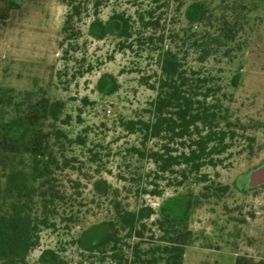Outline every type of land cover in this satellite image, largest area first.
<instances>
[{"label": "rangeland", "instance_id": "rangeland-1", "mask_svg": "<svg viewBox=\"0 0 264 264\" xmlns=\"http://www.w3.org/2000/svg\"><path fill=\"white\" fill-rule=\"evenodd\" d=\"M74 6L80 15L62 34ZM115 14L131 18L130 38L119 37ZM171 55L197 99L208 94V106L244 126L219 156L223 163L196 174L184 165L158 172L149 154L166 140L141 131L140 122L153 120ZM0 87L64 103L59 119L41 127L63 132L48 145L67 159L59 158L55 176L68 196L55 228L40 232L27 258L1 264H48L54 256L57 264H166L163 219L183 220L191 232L186 246L209 249L203 264H234L237 256L264 264V182L249 186L264 170V0H0ZM170 147L173 155L182 151ZM46 156L36 149L25 155L27 162ZM116 205L153 214L139 235L121 232L115 250L93 249L112 232ZM194 262L189 253L186 264Z\"/></svg>", "mask_w": 264, "mask_h": 264}, {"label": "trees", "instance_id": "trees-1", "mask_svg": "<svg viewBox=\"0 0 264 264\" xmlns=\"http://www.w3.org/2000/svg\"><path fill=\"white\" fill-rule=\"evenodd\" d=\"M193 8L202 20V4L197 2ZM79 15L77 6L65 15L62 34L69 29V20L78 19ZM111 19L120 24V38L131 37L129 16L115 14ZM138 20L141 23L144 21L141 16ZM144 26L150 28L152 24L146 21ZM75 36L71 34L70 39ZM193 87L187 84L179 61L171 55L167 64L161 67L159 89L163 93L151 105L153 120L140 122L146 137L166 140L161 152L151 151L149 154L160 173H173V167L184 165L188 173L196 174L205 166L222 164L219 156L234 145L238 138L237 129H244L242 124L231 121L208 106V94H203L202 100L197 99L196 93L191 92ZM33 96L32 92L17 93L0 87V264L23 262L38 246L40 232L55 228L59 210L68 199L67 193L57 185L55 176V171L62 168L59 158L65 162L67 159L62 152H53L56 149L54 143L48 145L50 139L55 141L63 137V132L61 129L43 132L41 127L42 121L59 119L64 103L45 97L34 101ZM135 125L130 122L127 128L134 131ZM247 139L253 141L251 137ZM173 143L182 149L175 155L172 152L177 150L170 147ZM29 149L47 151V156L27 162L25 155ZM182 175L185 176V172ZM18 179L23 181L16 183ZM115 208V221L108 222L112 232L93 249H104L112 244V250H115L121 232H125L126 238L133 233L139 235V230L145 227L144 220L153 214L151 208L146 207L137 212L121 209L118 205ZM157 226L168 237L166 242L170 245L164 249L169 256L166 264H182L184 247L190 240L191 232L186 229L183 220L172 222L163 219ZM179 226L182 230L172 238V229ZM48 264H57L56 256ZM234 264H251V260L237 256Z\"/></svg>", "mask_w": 264, "mask_h": 264}, {"label": "crops", "instance_id": "crops-1", "mask_svg": "<svg viewBox=\"0 0 264 264\" xmlns=\"http://www.w3.org/2000/svg\"><path fill=\"white\" fill-rule=\"evenodd\" d=\"M209 251V249L206 246H199V245H188L184 248L183 256H182V264H186V258L189 253H191L193 259H195V262L193 264H203V260L200 259V255H204ZM236 259V257H235Z\"/></svg>", "mask_w": 264, "mask_h": 264}, {"label": "water", "instance_id": "water-1", "mask_svg": "<svg viewBox=\"0 0 264 264\" xmlns=\"http://www.w3.org/2000/svg\"><path fill=\"white\" fill-rule=\"evenodd\" d=\"M264 182V170L255 172L252 177L251 181L249 182V186H253L255 184H259Z\"/></svg>", "mask_w": 264, "mask_h": 264}, {"label": "flooded vegetation", "instance_id": "flooded-vegetation-1", "mask_svg": "<svg viewBox=\"0 0 264 264\" xmlns=\"http://www.w3.org/2000/svg\"><path fill=\"white\" fill-rule=\"evenodd\" d=\"M260 184V183H259Z\"/></svg>", "mask_w": 264, "mask_h": 264}]
</instances>
